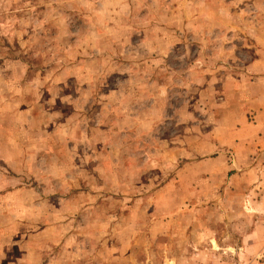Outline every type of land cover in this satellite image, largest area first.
Masks as SVG:
<instances>
[{"label":"rangeland","instance_id":"1","mask_svg":"<svg viewBox=\"0 0 264 264\" xmlns=\"http://www.w3.org/2000/svg\"><path fill=\"white\" fill-rule=\"evenodd\" d=\"M263 95L264 0H0V264H264Z\"/></svg>","mask_w":264,"mask_h":264},{"label":"crops","instance_id":"2","mask_svg":"<svg viewBox=\"0 0 264 264\" xmlns=\"http://www.w3.org/2000/svg\"><path fill=\"white\" fill-rule=\"evenodd\" d=\"M259 100L261 102V105L258 106L259 108L256 110V113L253 116L254 122H256L257 127L255 126L252 129H251L250 126L243 127V125L241 124L243 122V119L241 118L242 117L241 115H243L246 118V115L248 113H246V111H247L246 107H243L242 110H241V107H239V109L241 111H243V113H241V112L239 113V116H238L239 119H238V122H236V125L234 123V125L231 126L232 128L226 131L229 135H232V136L236 137V138H234V137H230L229 138V141H231L230 145L233 144V143L235 144L236 139L239 140L238 136H240L241 138L246 137L244 135L245 134L244 132L247 129H251L253 132L258 130V131H256L257 132L256 136L258 137L259 133H261V137L258 138V140L264 141V95ZM238 125H241V126L238 127ZM256 128H258V129H256ZM218 130H220V128ZM228 134H227V136H229ZM220 145L221 146H228V145H226L224 143H221V142H220Z\"/></svg>","mask_w":264,"mask_h":264}]
</instances>
